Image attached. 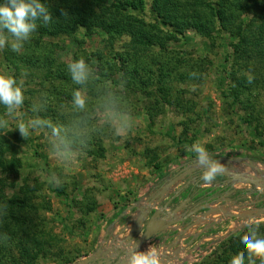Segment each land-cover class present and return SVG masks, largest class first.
Returning <instances> with one entry per match:
<instances>
[{
    "label": "rangeland",
    "instance_id": "obj_1",
    "mask_svg": "<svg viewBox=\"0 0 264 264\" xmlns=\"http://www.w3.org/2000/svg\"><path fill=\"white\" fill-rule=\"evenodd\" d=\"M108 2L111 11L120 4ZM144 2V10L127 13L154 24L153 0ZM242 6L256 14L233 6L226 30L217 29L214 38L189 29L176 42L142 48L139 72L145 86L122 72L115 59L134 52L131 37L113 34V40L98 28L70 37L39 39L31 33L19 53L0 47V74L16 79L24 94L21 105L0 106V264H76L97 250L131 257L137 239L129 242L132 229L123 231V226H137L152 199L159 209L157 199L187 184L191 175L184 176L185 169L203 168L193 144L203 147L210 160L240 159L231 169L223 163L224 169L264 179V0H243ZM162 30L163 39L168 29ZM7 50L23 59L18 70L8 67ZM78 58L90 67L83 85L74 84L66 69ZM136 65L131 59L129 70ZM165 73L172 88L168 96L155 80ZM77 89L83 108L73 102ZM250 158L261 159L252 166ZM224 179L209 184L218 197L228 190L218 186ZM234 188L250 194L232 196L236 204L211 205L234 216L202 217L208 239L200 242L203 236L197 237L193 227L183 228L194 223L188 218L149 240L142 251L150 249L156 264H229L233 256L244 255L245 226L259 225L264 236V215L249 221L238 217L264 207L256 204L264 202V190L245 183ZM6 200L22 202L17 206ZM21 245L31 259L23 256Z\"/></svg>",
    "mask_w": 264,
    "mask_h": 264
},
{
    "label": "trees",
    "instance_id": "obj_2",
    "mask_svg": "<svg viewBox=\"0 0 264 264\" xmlns=\"http://www.w3.org/2000/svg\"><path fill=\"white\" fill-rule=\"evenodd\" d=\"M108 1L110 0H84L82 2L81 0H46L51 10L53 20L48 25L38 24L37 29L33 33L39 39H43L47 36H58L60 34L70 37L75 35L80 29H84L87 35H90L98 28L106 32L111 38H113V34H117L118 38L123 36L131 37L134 44V52L129 53L128 56L116 54L115 59L121 66L120 70L126 72V75L129 74L130 78L140 83V86H145V79H143L142 74L139 72V58L142 48L144 49L145 46H151L156 43L158 45H163L164 41H171L170 39L176 42L179 36H182L183 33L189 29H194L206 37L214 38V32L217 29L220 33L226 30L228 20L232 17L230 10L233 6L237 5L243 9V11L251 9L250 6H242L243 0H194L196 4L193 3L194 5H191V7L188 5L182 6L177 0H153L151 13L156 22L154 24H148L142 17H135L127 13L128 10H144L146 5L144 0H124L123 4L119 0L120 4L116 6L114 11H111L113 6L109 5ZM244 1L249 2V0ZM0 2H2V0H0ZM198 6L201 8L202 12L199 10ZM64 13L67 15L65 16ZM205 13L208 17L205 16ZM247 13L256 14L253 9L247 11ZM162 27L168 29L166 33L170 36L166 34L163 39L161 38L160 33L164 32ZM240 29L241 28L238 30ZM243 32L244 30L239 32L241 37L243 36ZM242 42H244V40H242ZM5 53L8 67L18 70V62L23 59L14 53L8 52V50L5 51ZM131 59L136 60L137 65L129 70ZM24 61L27 66L31 65L30 60L26 59ZM153 76L154 75H152V79ZM166 77H170L169 73H165L164 77L163 75H156L155 79L159 81V92L161 91L164 96H168L172 89L166 84L168 82L164 81ZM250 159L258 161L261 158ZM215 178H218V176ZM188 192L194 193L198 198L204 197L207 199H214V197H212L214 192L211 193V190L207 188L202 189L191 185L186 193ZM247 193L248 192L245 190H238L236 196ZM5 202L19 206L22 201L6 200ZM262 205L264 206V202L258 204V206L261 207ZM2 231L3 229L1 230L0 226V234L4 233ZM21 249L25 251V255L23 256L27 257L28 260L31 259L28 255L29 252L25 250L23 245H21ZM234 252L237 253L239 250L234 248Z\"/></svg>",
    "mask_w": 264,
    "mask_h": 264
},
{
    "label": "clouds",
    "instance_id": "obj_3",
    "mask_svg": "<svg viewBox=\"0 0 264 264\" xmlns=\"http://www.w3.org/2000/svg\"><path fill=\"white\" fill-rule=\"evenodd\" d=\"M66 16L67 14L64 13ZM53 17L46 0H2L0 2V47L7 46L12 52L19 53L24 42L30 38L39 25H48ZM74 84L83 85L89 76L90 67L84 59L78 58L66 65ZM24 94L21 85L11 76L0 74V106L11 110L23 103ZM73 102L83 108L85 100L77 89L73 92ZM19 132L26 137L24 124L19 125ZM197 161L203 166L201 179L211 182L217 174L224 171L218 163L212 162L205 149L192 145ZM247 235L241 239L240 249L244 255H235L229 264H264V236L259 234V225H246ZM128 264H156L151 250L134 252Z\"/></svg>",
    "mask_w": 264,
    "mask_h": 264
},
{
    "label": "water",
    "instance_id": "obj_4",
    "mask_svg": "<svg viewBox=\"0 0 264 264\" xmlns=\"http://www.w3.org/2000/svg\"><path fill=\"white\" fill-rule=\"evenodd\" d=\"M236 160H240V159H236ZM236 160H234L233 158L226 157V158L212 159L211 161L218 163L222 167H224L223 163H225V165H227V168L231 169L233 167L232 162H235ZM241 160L244 161V159L242 158ZM248 161L252 163V166L254 165L253 160L248 159ZM198 165L200 164L198 163ZM228 169H224L222 173L216 175L218 177L225 178L224 181H222V184H218V186H226L228 188L227 192L220 197L217 196L218 194L213 193V196H212L214 197L213 200L211 198L208 199V202L206 204L193 208L192 211H190L187 215H185L184 211H185L187 204L190 202V198H187L182 201L181 200L182 194L186 193V190L189 189L191 185H194L199 188L206 186L207 189L211 190V193L214 192L215 187H210L209 185L210 182H205L201 179L203 168L194 169L192 170L193 172H189L190 170L185 169V171H187L188 173H184L183 175L184 176L191 175L189 177L190 179L188 180L187 184L179 188L176 192H173L171 196H167L169 195L167 194L162 199L161 198L157 199L158 202H160L159 209H157L156 205H154L156 204L155 200L152 199L150 210L148 211V213H144L142 215L143 218H140L138 220L139 224H137V226H133L130 228L129 223H127L124 226L123 231L132 229V234L129 237L130 239L129 242L133 241L134 238L137 239L136 244L134 246V250L130 254L132 255L134 252H141L143 247L148 243L149 240L153 239L161 232H164L169 227L182 223L188 218H190L192 222L194 221V223L190 224L189 222L185 226L183 225V228L190 229L193 226L202 224L203 222H205L204 220L205 218L203 219L202 217H208L214 214L222 213L223 215H227L231 217L234 216L233 214H229V211L224 209V207L222 206L221 208L213 209L211 205L214 203H221L223 201L236 204L237 200H235L232 197L238 191L234 188V185L236 183L252 184L255 187H260L261 190L259 191L264 190V179L263 178H259V177H256L254 175H249V174H240L236 172H231ZM176 179L177 178H175V180ZM247 194H250V193L248 192ZM258 194H261V192H258ZM261 201L262 200L260 199L257 200L256 204L260 203ZM205 209L208 211H206L204 214H201L200 212ZM151 210H155V212L151 215L150 219L145 224L146 218ZM179 213H182V217L177 218V214ZM262 215H264V207L255 208V210L248 212V214L241 215L238 218L249 221V220H252L253 218H257ZM143 228H144V232L141 236H139ZM123 231H121V233ZM129 259L130 257L127 255L125 256V258L122 257L121 252H119L118 250H114V252H112L111 250H107L106 252H104L103 250L102 251L97 250L94 254L90 255L89 257L81 260L79 263H76V264H128Z\"/></svg>",
    "mask_w": 264,
    "mask_h": 264
},
{
    "label": "flooded vegetation",
    "instance_id": "obj_5",
    "mask_svg": "<svg viewBox=\"0 0 264 264\" xmlns=\"http://www.w3.org/2000/svg\"><path fill=\"white\" fill-rule=\"evenodd\" d=\"M218 196H219V194H218ZM181 197H182V199H181L182 201L187 199V198H190V202L187 204L185 211H184L185 215H187L190 211H192L193 208L202 206L208 202L207 198H204V197L198 198L194 195V193H189V192L182 194ZM233 197H235V196H233ZM176 202H177V200H176Z\"/></svg>",
    "mask_w": 264,
    "mask_h": 264
},
{
    "label": "crops",
    "instance_id": "obj_6",
    "mask_svg": "<svg viewBox=\"0 0 264 264\" xmlns=\"http://www.w3.org/2000/svg\"><path fill=\"white\" fill-rule=\"evenodd\" d=\"M225 224L226 223H223V224H220L219 226L220 227H222V228H224V226H225ZM208 224H207V221H205V222H203L202 224H200V225H198V226H193V228H194V233L196 234H198L197 235V237L198 236H200V235H202L203 237H201L202 239L200 240V242H202L203 241V239H208V238H206V235H209V232L208 231H206L207 229H208V226H207ZM125 226V225H124ZM124 226H123V228H124ZM122 228V229H123ZM199 229V230H198ZM116 232H118L117 230H116ZM222 232V231H221ZM121 236V235H120ZM155 238H153V240H154ZM198 245V244H197ZM196 245V246H197ZM196 246H194V247H196ZM191 251H193V250H191Z\"/></svg>",
    "mask_w": 264,
    "mask_h": 264
}]
</instances>
